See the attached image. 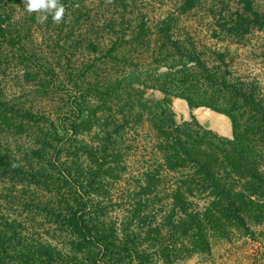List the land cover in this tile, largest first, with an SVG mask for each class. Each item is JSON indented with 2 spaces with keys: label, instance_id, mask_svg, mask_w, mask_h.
I'll use <instances>...</instances> for the list:
<instances>
[{
  "label": "trees",
  "instance_id": "16d2710c",
  "mask_svg": "<svg viewBox=\"0 0 264 264\" xmlns=\"http://www.w3.org/2000/svg\"><path fill=\"white\" fill-rule=\"evenodd\" d=\"M60 3L40 23L0 0V264H146L153 237L243 221L264 189V0ZM174 97L231 138L177 122Z\"/></svg>",
  "mask_w": 264,
  "mask_h": 264
},
{
  "label": "rangeland",
  "instance_id": "374dc122",
  "mask_svg": "<svg viewBox=\"0 0 264 264\" xmlns=\"http://www.w3.org/2000/svg\"><path fill=\"white\" fill-rule=\"evenodd\" d=\"M241 67L246 74H261L259 67L253 62H243ZM262 77L264 78V74ZM171 101L177 122L190 121L193 118L199 125L218 136L231 138V124L224 114L207 107L190 108L179 97H174ZM225 130L230 132L228 137L221 134ZM258 196V202L242 208L243 221H233L229 217L222 224L218 223L223 230L215 229L212 235L149 239L145 253L146 264H264V189Z\"/></svg>",
  "mask_w": 264,
  "mask_h": 264
},
{
  "label": "clouds",
  "instance_id": "9594fccd",
  "mask_svg": "<svg viewBox=\"0 0 264 264\" xmlns=\"http://www.w3.org/2000/svg\"><path fill=\"white\" fill-rule=\"evenodd\" d=\"M24 6L29 13L42 12L38 17L40 23L51 16L53 22L59 23L64 14V6L60 0H24Z\"/></svg>",
  "mask_w": 264,
  "mask_h": 264
},
{
  "label": "crops",
  "instance_id": "0c3cea01",
  "mask_svg": "<svg viewBox=\"0 0 264 264\" xmlns=\"http://www.w3.org/2000/svg\"><path fill=\"white\" fill-rule=\"evenodd\" d=\"M223 136L228 137L230 135V132L228 133L227 130H225L224 132L221 133Z\"/></svg>",
  "mask_w": 264,
  "mask_h": 264
}]
</instances>
